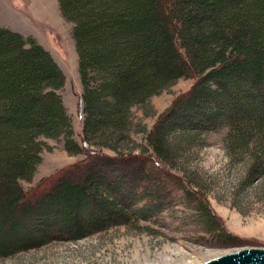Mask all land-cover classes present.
Instances as JSON below:
<instances>
[{"label":"trees","instance_id":"1","mask_svg":"<svg viewBox=\"0 0 264 264\" xmlns=\"http://www.w3.org/2000/svg\"><path fill=\"white\" fill-rule=\"evenodd\" d=\"M58 3L73 24L81 140L51 51L0 24V257L149 220L172 205L174 188L213 239L239 245L206 197L165 163L195 135L224 127L234 152L256 142L250 176L264 173V0ZM178 78L194 83L157 116L146 147L110 154L93 146L117 149L130 140L133 107ZM42 137L61 138L68 153L84 155L27 189L22 180L42 160Z\"/></svg>","mask_w":264,"mask_h":264},{"label":"rangeland","instance_id":"2","mask_svg":"<svg viewBox=\"0 0 264 264\" xmlns=\"http://www.w3.org/2000/svg\"><path fill=\"white\" fill-rule=\"evenodd\" d=\"M0 24L36 37L51 51L65 73L60 92L72 117L75 136L81 140L83 85L78 54L73 24L63 17L58 0H0ZM193 83L194 78H178L151 96L147 105L133 107L131 139L120 141L117 149L96 142L93 146L110 154L116 150L140 151L147 146L146 132L157 116ZM226 133L223 127L195 135L165 164L171 174L206 197L239 245L226 246L204 231L192 216L194 210L185 205L182 189L172 185V205L149 220L110 226L80 239L53 240L0 257V264H125L135 252L140 259L130 264H192L244 247H264V173L251 177L249 172L258 145L251 141L248 148L234 152L228 148ZM42 139V160L33 178L22 180L27 189L84 155L68 153L61 138Z\"/></svg>","mask_w":264,"mask_h":264},{"label":"water","instance_id":"3","mask_svg":"<svg viewBox=\"0 0 264 264\" xmlns=\"http://www.w3.org/2000/svg\"><path fill=\"white\" fill-rule=\"evenodd\" d=\"M192 264H264V247H244Z\"/></svg>","mask_w":264,"mask_h":264},{"label":"bare ground","instance_id":"4","mask_svg":"<svg viewBox=\"0 0 264 264\" xmlns=\"http://www.w3.org/2000/svg\"><path fill=\"white\" fill-rule=\"evenodd\" d=\"M242 249V248H241ZM144 253H147V252H144ZM228 253V252H227ZM137 255V256H136ZM140 257L138 256V252H135L134 255H133V258L131 259H128L126 260V263L127 264H130V262H136V261H139ZM125 260V259H124ZM125 263V264H126ZM142 264H145V263H142Z\"/></svg>","mask_w":264,"mask_h":264}]
</instances>
